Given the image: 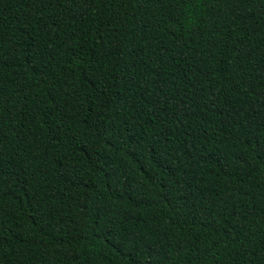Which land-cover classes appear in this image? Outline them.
<instances>
[{"label": "trees", "instance_id": "trees-1", "mask_svg": "<svg viewBox=\"0 0 264 264\" xmlns=\"http://www.w3.org/2000/svg\"><path fill=\"white\" fill-rule=\"evenodd\" d=\"M0 264H264V0H0Z\"/></svg>", "mask_w": 264, "mask_h": 264}]
</instances>
